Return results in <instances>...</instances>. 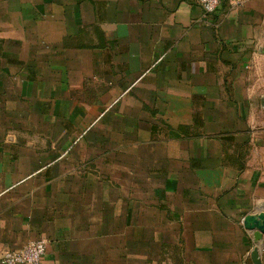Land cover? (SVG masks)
I'll return each instance as SVG.
<instances>
[{
	"label": "crops",
	"instance_id": "0c3cea01",
	"mask_svg": "<svg viewBox=\"0 0 264 264\" xmlns=\"http://www.w3.org/2000/svg\"><path fill=\"white\" fill-rule=\"evenodd\" d=\"M263 210L264 0H0V256L264 264Z\"/></svg>",
	"mask_w": 264,
	"mask_h": 264
},
{
	"label": "built area",
	"instance_id": "2783aa9c",
	"mask_svg": "<svg viewBox=\"0 0 264 264\" xmlns=\"http://www.w3.org/2000/svg\"><path fill=\"white\" fill-rule=\"evenodd\" d=\"M203 10V18L209 22L223 3L238 8L249 0H195ZM45 239L29 241L19 250L5 251L0 256L1 264H42L46 252Z\"/></svg>",
	"mask_w": 264,
	"mask_h": 264
},
{
	"label": "water",
	"instance_id": "95a60500",
	"mask_svg": "<svg viewBox=\"0 0 264 264\" xmlns=\"http://www.w3.org/2000/svg\"><path fill=\"white\" fill-rule=\"evenodd\" d=\"M242 226L245 230L252 232L253 239L258 244L264 235V210L247 214L242 220ZM250 256L253 264H261L257 245L253 247Z\"/></svg>",
	"mask_w": 264,
	"mask_h": 264
}]
</instances>
